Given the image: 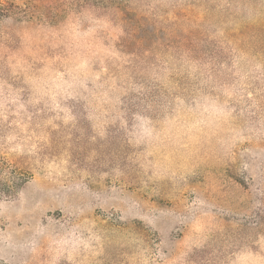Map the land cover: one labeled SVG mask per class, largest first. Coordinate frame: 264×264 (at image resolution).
<instances>
[{"label":"rangeland","instance_id":"1","mask_svg":"<svg viewBox=\"0 0 264 264\" xmlns=\"http://www.w3.org/2000/svg\"><path fill=\"white\" fill-rule=\"evenodd\" d=\"M260 24L264 0H0V264H264Z\"/></svg>","mask_w":264,"mask_h":264},{"label":"trees","instance_id":"2","mask_svg":"<svg viewBox=\"0 0 264 264\" xmlns=\"http://www.w3.org/2000/svg\"><path fill=\"white\" fill-rule=\"evenodd\" d=\"M254 28V27H252ZM252 33L256 38L264 37V24H260V28L255 27ZM9 163L4 162L1 167L6 168ZM27 177L24 178L26 180ZM15 184V180H13V173H0V196H9L12 194V188Z\"/></svg>","mask_w":264,"mask_h":264}]
</instances>
